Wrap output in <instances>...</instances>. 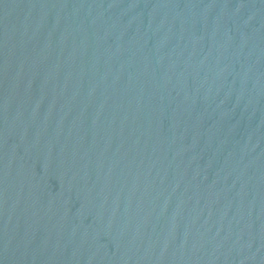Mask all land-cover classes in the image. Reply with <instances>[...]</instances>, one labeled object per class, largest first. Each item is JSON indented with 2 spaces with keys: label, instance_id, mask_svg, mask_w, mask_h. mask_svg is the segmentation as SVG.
<instances>
[{
  "label": "water",
  "instance_id": "1",
  "mask_svg": "<svg viewBox=\"0 0 264 264\" xmlns=\"http://www.w3.org/2000/svg\"><path fill=\"white\" fill-rule=\"evenodd\" d=\"M160 264H264V0H167Z\"/></svg>",
  "mask_w": 264,
  "mask_h": 264
}]
</instances>
